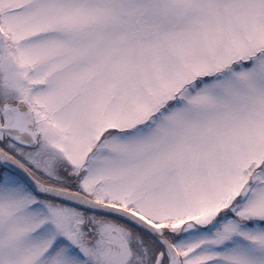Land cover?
Listing matches in <instances>:
<instances>
[{
  "label": "snow or ice",
  "instance_id": "obj_1",
  "mask_svg": "<svg viewBox=\"0 0 264 264\" xmlns=\"http://www.w3.org/2000/svg\"><path fill=\"white\" fill-rule=\"evenodd\" d=\"M0 264H264V0H0Z\"/></svg>",
  "mask_w": 264,
  "mask_h": 264
}]
</instances>
